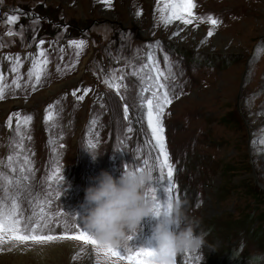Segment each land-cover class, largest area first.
Listing matches in <instances>:
<instances>
[{"label":"rangeland","instance_id":"obj_1","mask_svg":"<svg viewBox=\"0 0 264 264\" xmlns=\"http://www.w3.org/2000/svg\"><path fill=\"white\" fill-rule=\"evenodd\" d=\"M194 3V16L203 20L165 26L157 0H112L111 6L102 0H0V84L5 86L0 172L13 181L5 190L0 179V203L10 207L15 196L22 223L29 217L34 222L43 202L52 222L42 234L76 231L74 217L83 225L86 215L84 190L102 170L118 177L130 168H147V159L155 184L159 149L147 126V105H141L142 97L152 95L149 90L141 97L142 88L156 76L151 54L164 73L160 91H168L172 101L161 118L174 166L171 203L181 205L205 240L187 260L177 255V264H264V0ZM8 15L20 18L9 25ZM208 16L220 23H208ZM210 28L212 36L207 35ZM9 29L15 34L6 35ZM72 40L85 43L78 49ZM16 55L21 63L13 72ZM33 58L47 60L39 82L28 75ZM17 77L20 87L12 83ZM113 77L121 85L119 95L104 82ZM74 91L84 99L77 100ZM46 109L51 113L47 122ZM13 113L21 120L32 117L29 124L21 123L19 135L15 116L10 127L6 124ZM88 151L99 154L95 161ZM9 155L15 172L6 167ZM57 167L63 178L59 187L47 179ZM19 176L28 179L17 186ZM157 196L166 198L162 188ZM160 219L144 218L127 248L154 249ZM0 249V264H128L98 257L91 245L75 240L10 242Z\"/></svg>","mask_w":264,"mask_h":264},{"label":"snow or ice","instance_id":"obj_2","mask_svg":"<svg viewBox=\"0 0 264 264\" xmlns=\"http://www.w3.org/2000/svg\"><path fill=\"white\" fill-rule=\"evenodd\" d=\"M102 3L106 6H111L112 0H102ZM161 0H157V8L159 12L162 14L160 19L165 24V26L168 23H171L172 21H181L184 25H190L193 23L194 19H200L203 20V17H196L194 16L193 9L195 7L194 0H163V7H160ZM140 13L137 12L136 15H139ZM18 15H8L7 16V23L9 25H12L16 23L19 20ZM155 18V16H154ZM207 22L212 25H217L220 22L217 19H214L211 16L207 17ZM15 33L9 29L7 31L6 35L12 36ZM176 33H174L175 35ZM208 36L213 35V30L210 28L207 33ZM44 41L41 40L39 44H43ZM70 44L75 45L78 49L81 48L84 45V41H76L72 40L69 41ZM159 43V42H157ZM39 47V45H37ZM260 51V46H257L256 52L258 53ZM40 56H44L43 51L40 52ZM8 59H11V57H8ZM149 61L152 63L151 71L156 72V76L153 78L151 76L148 77V80L151 81V83L148 84L147 87L142 88L141 97L143 92H147L149 90H152L151 97L148 98H141V105H147V126L151 130V136L152 139L155 141L154 148L159 149V155L157 156L158 161V168L160 170V175L158 178H156L155 184L151 185L147 192L146 196H149L153 201V212L155 216H160L161 214H170L171 208H172V190L176 187V185L173 183V171L174 166L169 162V153L166 149L165 145V136H164V127L162 123V116L164 114V110L167 105H169L172 101L169 98L168 91H160L165 89V84L160 82V77L164 75L163 72H161L156 66L155 61L153 60V57L151 54H149ZM168 58L165 56V62L167 64ZM21 63V59L19 55H16L14 64L12 67L13 72H17L19 65ZM47 60H40L37 58H33L32 61V68L29 70V77L31 78L33 75H35V79L37 82L40 80V73H41V65L46 64ZM144 67H148L145 65ZM133 75H137L136 72L133 73ZM167 78V77H165ZM17 79H14L12 83L16 85V87H20V85L17 83ZM115 77H113L111 80L106 79L104 82L108 85L109 88H115L117 89V94L119 95V88L121 87L120 84L115 83ZM3 80V77L0 76V81ZM143 83V78H142ZM154 89V90H153ZM4 91L5 86L3 84H0V99L4 98ZM88 89H84L85 94L88 92ZM73 96L76 97L77 100H83L84 96H76V92H73ZM123 99V97H121ZM49 108H51V105H49ZM46 114L44 117L45 122L51 119V113L48 112V109L45 110ZM124 112V119L128 120V107L124 106L123 109ZM13 116L16 117V133L17 135L20 134V125L23 123L24 125L29 124V122L32 120L31 116H24L21 120L19 113H13L9 115L6 124L10 127L12 124ZM96 123L95 120L91 121V124L94 125ZM91 131V129H90ZM128 132H131L132 129L129 127L127 129ZM51 142V141H50ZM253 147H255V140L252 141ZM89 147H94L92 144V141H88ZM17 148H22V144H17ZM139 151V149H137ZM17 156L19 153L16 154ZM8 164L6 167L11 169L12 172L16 171V168L13 167V156L9 155L7 157ZM24 162L26 164H30L27 157H24ZM144 165L153 172L152 167L149 165L148 160L145 159L143 161ZM125 169H127V165L125 166ZM141 168H136V170H140ZM165 170L167 179L164 180L165 176ZM28 171H32L31 167H29ZM20 172H24V168H20ZM59 168L57 167L55 171L51 172L47 179L49 181H56L58 187L60 184V180L63 178L58 175ZM0 179H3L5 181L6 189L7 185H12L13 181L12 178L5 175L4 173L0 172ZM27 176H19L16 177V185H21L23 180H27ZM164 180V184H161L160 181ZM162 188L163 192L166 196V198L161 201L157 196V189ZM57 195H59V192H57ZM11 206L6 207L3 203H0V245L9 244L10 242H18L19 244H24L27 241H31L35 244H44L56 240H75V241H82L85 245H91L92 251L97 254L99 257L102 255L105 258L109 257H115L118 260H126L128 261V264H153V261L151 260V257L154 255V250L149 248H140L136 251H131L128 248H124V251L121 252L117 248L112 247H104L99 245L97 240L90 234L87 229L84 228L83 225H81L78 222V219L74 217V219L77 221V223H74L72 225L73 228L77 229L73 232L64 231L61 232L59 235H53V234H42L44 229L47 228L48 224H50L51 221V213H46L45 209L43 207V202H41L40 207V214L38 218L35 219L34 222H32V217L28 218V222L22 223V217L18 214V205L16 203L15 196L11 197ZM49 204L51 201H47ZM36 213H33V216H36ZM57 216L60 215V213H56ZM47 216V218H46ZM129 237L128 239H130ZM15 244L13 243V247ZM2 250V249H0ZM189 252L181 253V255L185 256L186 260L188 257ZM75 259V257H73ZM178 256L176 255L174 258L173 264H177Z\"/></svg>","mask_w":264,"mask_h":264},{"label":"clouds","instance_id":"obj_3","mask_svg":"<svg viewBox=\"0 0 264 264\" xmlns=\"http://www.w3.org/2000/svg\"><path fill=\"white\" fill-rule=\"evenodd\" d=\"M93 161L99 156L88 151ZM155 177L148 168L127 169L114 177L102 170L84 190L86 215L82 224L99 245L112 248H127L128 238L135 234L142 220L155 216L153 201L146 196ZM155 225L153 238L156 241L153 264H173L176 255L200 250L204 235L195 232L177 202L170 214H161Z\"/></svg>","mask_w":264,"mask_h":264},{"label":"trees","instance_id":"obj_4","mask_svg":"<svg viewBox=\"0 0 264 264\" xmlns=\"http://www.w3.org/2000/svg\"><path fill=\"white\" fill-rule=\"evenodd\" d=\"M263 230H264V227H263Z\"/></svg>","mask_w":264,"mask_h":264},{"label":"water","instance_id":"obj_5","mask_svg":"<svg viewBox=\"0 0 264 264\" xmlns=\"http://www.w3.org/2000/svg\"><path fill=\"white\" fill-rule=\"evenodd\" d=\"M262 37V36H261Z\"/></svg>","mask_w":264,"mask_h":264}]
</instances>
